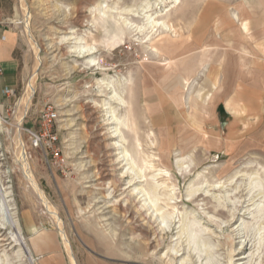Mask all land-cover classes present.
Segmentation results:
<instances>
[{
	"label": "rangeland",
	"instance_id": "374dc122",
	"mask_svg": "<svg viewBox=\"0 0 264 264\" xmlns=\"http://www.w3.org/2000/svg\"><path fill=\"white\" fill-rule=\"evenodd\" d=\"M250 8L263 16L264 0H0V21L20 36L19 82L0 97V264H36L33 227L45 226L65 234L76 262L81 250L111 264H264V100L242 133L225 106L264 47V20L241 29ZM79 45L93 50H71ZM49 106L52 144L41 137ZM171 212L161 228L157 216Z\"/></svg>",
	"mask_w": 264,
	"mask_h": 264
},
{
	"label": "crops",
	"instance_id": "0c3cea01",
	"mask_svg": "<svg viewBox=\"0 0 264 264\" xmlns=\"http://www.w3.org/2000/svg\"><path fill=\"white\" fill-rule=\"evenodd\" d=\"M249 9V7H248ZM249 11V10H248ZM250 18L242 22V30L248 34L249 28L259 26L264 15L250 8ZM264 13V12H263ZM249 27V28H248ZM249 35V34H248ZM20 46V36L17 30L9 25L5 20L0 21V97H7L4 94L5 89H14L19 82L18 76V60L15 56L16 50ZM258 51L252 53L251 59L248 61L251 72V79H247L244 84V79L239 78L236 81V86L242 91H237L234 99L229 101L226 99L225 106L235 117L232 122H237L238 131H243L246 126H254L257 118L260 117L261 105L264 100V47L258 45ZM170 49V48H169ZM173 49V48H172ZM185 84L188 76L182 78ZM216 80V75L214 81ZM179 83L177 79H173L171 86ZM247 102L244 103V102ZM251 108V115L249 109ZM238 120L240 121L238 123ZM193 126L202 127V125L194 120H191ZM242 133V132H241ZM33 234L30 241L33 255L36 257V264H73L68 256L62 238L59 234V229L53 226L33 227ZM77 262L75 264H111L110 260L99 257L90 252L78 250L76 255Z\"/></svg>",
	"mask_w": 264,
	"mask_h": 264
},
{
	"label": "bare ground",
	"instance_id": "6f19581e",
	"mask_svg": "<svg viewBox=\"0 0 264 264\" xmlns=\"http://www.w3.org/2000/svg\"><path fill=\"white\" fill-rule=\"evenodd\" d=\"M176 1H178V0H174V2H176ZM144 8V7H143ZM143 11V10H142ZM28 16V15H27ZM145 16H147V15H145ZM21 17V16H20ZM18 18V17H17ZM147 18V17H146ZM21 20H18L17 21V23H21V24H24V27L26 28V32H27V35L29 36V30H28V27H27V24H26V22L24 21V18L23 17H21L20 18ZM149 19V18H148ZM149 20H151V19H149ZM147 21V20H146ZM155 21H157V20H155ZM151 22V21H150ZM148 23V22H147ZM152 23V22H151ZM150 23V24H151ZM154 23V22H153ZM171 25V24H170ZM143 28V27H142ZM25 30V29H24ZM29 38V37H28ZM93 46H89V47H86V46H83V45H79V46H77L76 48H73V49H71V50H73L75 53H77V54H83V53H85V52H90V51H92L93 49ZM86 64L87 65H96L97 64V60H96V58L94 57V56H90V57H88L87 59H86ZM101 81H104L103 79H100V80H98V83L99 82H101ZM101 86V85H100ZM106 86L107 87H109V90H110V92H109V95H108V97L107 98H104L103 99V102L101 103V107H102V110L104 111V115H105V121L107 122V123H109V124H111V120H117L116 119V117H115V115H114V117L113 118H115V119H113V118H111L112 117V115H111V82H107L106 83ZM32 90H33V83H32V79H30L29 80V82H28V84H27V89H26V98L24 99V103H23V107H22V115H24L25 113H26V111H27V109H28V103H29V101H30V97H31V94H32ZM113 114V113H112ZM115 123H116V121H115ZM114 126H116V124L114 125ZM116 128H117V126H116ZM113 129H115V128H113ZM116 130V129H115ZM117 131V130H116ZM116 131H114V132H116ZM108 133L110 134V136H111V126L108 128ZM113 135H115V134H113ZM116 144V143H115ZM24 146V145H23ZM121 153H122V155L123 156H125L124 155V153H123V151L121 150L120 151ZM125 158V157H124ZM124 160H127L126 158L124 159ZM126 166H128V168H130V170H132V172H133V174H134V176L135 177H141L142 176V167H141V165H137V164H135V162L133 161V163H131L130 164V162H126ZM28 169V168H27ZM31 174H29L28 175V178H29V180L31 181V183H33L32 185L34 186V184H35V182H34V180L31 178V176H30ZM249 176H248V181H247V185H248V188H249V190H251V189H253V188H257V186L259 185V182H258V180H257V178H256V175L254 174V173H249L248 174ZM37 185V184H36ZM38 186V185H37ZM38 189H39V195L41 196V198L45 201V197H44V194H43V192H42V190L39 188V186H38ZM195 190V189H194ZM194 190H192V192L194 191ZM137 191H138V193L139 194H141V196H143L144 195V189L143 188H138L137 189ZM2 191L0 190V223L1 222H7L8 221V213H7V211H6V208H5V200H4V197L2 196ZM145 202H147L148 200L147 199H145L144 200ZM147 204H148V209H152V212H156L157 211V209L156 208H154V206L152 205V204H149L148 202H147ZM261 207V206H260ZM261 211V210H260ZM50 213L52 214V211H50ZM172 213L173 212H171V213H165V214H161V215H159V216H157V219H158V224H159V226L161 227V228H164V227H166L167 225H168V222H169V219H170V217H172L171 215H172ZM56 216V217H55ZM55 218H56V220H57V222L58 223H60L61 222V220L59 219V217L56 215V213H55ZM190 229V228H189ZM16 230L17 231H19V229H18V227H17V225H16ZM189 231H191V230H189ZM182 232L183 233H187L188 232V225L186 224V223H183V225H182ZM16 235V234H15ZM187 235V237H186V239H187V241H188V243L192 246V248H196L197 249V246H199V244L200 243H198L197 241H195V235L193 234V233H189V234H186ZM62 239H63V242H64V245L66 246V248H69V242H68V239H67V237L65 236V234L64 233H62ZM14 240L16 241V242H18V244H19V246H20V248L23 250L22 252L24 253V255L25 256H27L28 258H30L31 259V257H30V254H29V252H28V250H27V248L25 247V245H24V243H23V241H22V239L20 238V237H18L17 235H16V238H14ZM188 245V244H187ZM165 252V251H164ZM166 253V252H165ZM164 253V254H165ZM164 254H162V255H159V258H161L162 259V257H163V255ZM166 255V254H165ZM69 257H70V260H71V262L73 263V264H75V258H74V256L71 254V253H69ZM164 259V258H163ZM32 262V261H31ZM180 262V261H179ZM181 262H183V260L181 261ZM181 262H180V264H181Z\"/></svg>",
	"mask_w": 264,
	"mask_h": 264
},
{
	"label": "built area",
	"instance_id": "2783aa9c",
	"mask_svg": "<svg viewBox=\"0 0 264 264\" xmlns=\"http://www.w3.org/2000/svg\"><path fill=\"white\" fill-rule=\"evenodd\" d=\"M4 94L7 97H9L10 95L14 94V90L13 89H5ZM56 116H57V114H56V112L52 106H49L46 109V111L44 112V114L42 115L43 132L41 133V137H45V136L48 137L49 144H52L54 141L57 140V136L51 131V127H52L51 123L54 121ZM32 136L36 138L35 139L36 141L40 140L39 135L32 133Z\"/></svg>",
	"mask_w": 264,
	"mask_h": 264
}]
</instances>
